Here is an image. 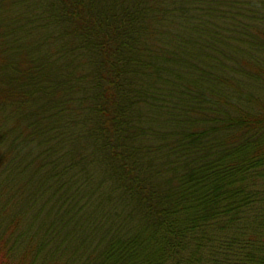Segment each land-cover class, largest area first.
I'll return each instance as SVG.
<instances>
[{"label":"trees","instance_id":"obj_1","mask_svg":"<svg viewBox=\"0 0 264 264\" xmlns=\"http://www.w3.org/2000/svg\"><path fill=\"white\" fill-rule=\"evenodd\" d=\"M0 264H264V0H0Z\"/></svg>","mask_w":264,"mask_h":264}]
</instances>
